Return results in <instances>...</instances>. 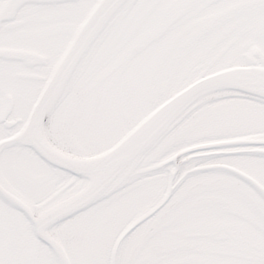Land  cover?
<instances>
[{
  "label": "snow or ice",
  "instance_id": "1",
  "mask_svg": "<svg viewBox=\"0 0 264 264\" xmlns=\"http://www.w3.org/2000/svg\"><path fill=\"white\" fill-rule=\"evenodd\" d=\"M0 264H264V0H0Z\"/></svg>",
  "mask_w": 264,
  "mask_h": 264
}]
</instances>
